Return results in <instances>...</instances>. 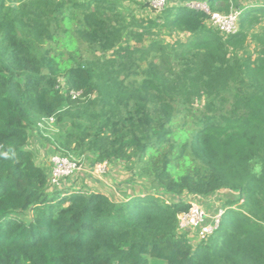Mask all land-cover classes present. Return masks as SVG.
Masks as SVG:
<instances>
[{
    "label": "trees",
    "instance_id": "1",
    "mask_svg": "<svg viewBox=\"0 0 264 264\" xmlns=\"http://www.w3.org/2000/svg\"><path fill=\"white\" fill-rule=\"evenodd\" d=\"M206 1L212 11L238 2ZM240 11L239 25H246L264 7ZM163 14L165 26L191 33L188 46L202 49L185 77L207 102L185 113L190 125L181 130L174 126L184 109L174 103L188 91L163 87L158 104L120 109L77 60L76 21L103 51L119 41L113 0H0V264H264V64L229 56L228 43L240 29L224 40L203 10L182 6ZM60 35L71 43L65 49ZM95 93L103 103L93 130L82 137L94 163L162 153L155 177L159 192L173 199L155 191L115 201L94 190L49 189L48 165L37 162L31 133L39 118L65 108H79L84 117ZM222 188L238 193L240 207L229 205L209 241L193 246L177 231L178 214L190 208L182 193Z\"/></svg>",
    "mask_w": 264,
    "mask_h": 264
},
{
    "label": "rangeland",
    "instance_id": "2",
    "mask_svg": "<svg viewBox=\"0 0 264 264\" xmlns=\"http://www.w3.org/2000/svg\"><path fill=\"white\" fill-rule=\"evenodd\" d=\"M113 1L117 4L119 15L112 16V24L119 33V41L113 48L103 51L82 36L77 28L78 21H76L72 26V41L78 50V54L75 55L77 60H81L91 69L93 80L99 86V90L107 89L113 97L117 98L114 99V103L120 109L136 102L146 103L149 106L158 104L160 102L158 93L163 87L176 90L182 88L188 91L183 95H178L174 103L176 108L184 109L176 118L174 129L188 128L190 121L185 113L191 109H202L207 102L205 94L199 97L197 92L191 91L185 77L187 67L200 56L202 49L200 47L193 49L188 46L194 38L191 33L165 26L163 14L164 9L182 7L185 3L156 10L149 6L148 0ZM237 3H232L229 9L220 11L229 12L251 6L264 7V0H238ZM257 14L258 17L246 21V25L240 23L239 35L228 43L229 56L241 60L250 58L255 65L264 64V11L257 12ZM207 25L213 31L218 32L224 40L229 38L212 27L209 22ZM59 38L60 48L65 49L63 45L70 41H66L62 35ZM69 56L66 53L65 57ZM103 98V94L95 93L92 96L94 104L84 117L77 116L79 108L72 111L65 108L59 115L53 117V120L41 121L39 118L38 121L42 124L39 128L33 129L30 146L35 149L38 162L45 163V165L42 164L45 167L52 151H58L69 154L84 166L78 176L61 189L76 187L75 189L81 192L94 190L107 194L115 201L135 195L146 197L155 191V195L161 199L166 201L173 199L171 196L174 195L159 192L161 189L155 177L162 166V153L149 154L142 161L132 156L107 161V171L101 175L94 173V170H89L95 162V154L89 150L88 140H82V137L87 136L93 130L94 115L102 105ZM256 169H259L258 165ZM194 194L184 192L181 197L188 200ZM229 195L234 197L231 198L234 200L227 202L224 200V205L233 204V207H240L242 200L239 202L235 200L238 193ZM208 241L209 238L203 244ZM151 262L152 264H164L163 261L155 259H151Z\"/></svg>",
    "mask_w": 264,
    "mask_h": 264
},
{
    "label": "built area",
    "instance_id": "3",
    "mask_svg": "<svg viewBox=\"0 0 264 264\" xmlns=\"http://www.w3.org/2000/svg\"><path fill=\"white\" fill-rule=\"evenodd\" d=\"M148 4L151 8L161 10L168 6L169 0H148ZM185 6L205 11L208 14L207 22L223 35H234L240 29L239 17L241 11L238 9L229 12L212 11L206 0L186 1ZM73 94L76 96L80 92H73ZM53 119V117H50L43 121ZM41 124L42 122L39 123V125ZM47 165L49 169L48 187L50 190L63 188L70 180L75 179L84 168L74 158L60 153H52ZM107 166V161L96 162L91 165L89 170H94V173L101 175L106 173ZM230 192L231 190L222 188L209 195L195 193L191 199H184L190 203V208L178 214V233L185 235L193 246L207 240L220 228L223 216L230 208V206L224 205V200Z\"/></svg>",
    "mask_w": 264,
    "mask_h": 264
},
{
    "label": "crops",
    "instance_id": "4",
    "mask_svg": "<svg viewBox=\"0 0 264 264\" xmlns=\"http://www.w3.org/2000/svg\"><path fill=\"white\" fill-rule=\"evenodd\" d=\"M186 2V0H169V4H168V6H176V5H182V4H184ZM36 160H37V162H38V157H37V153H36ZM42 161H40V162H38V163H40L41 165L43 164V165H45V163H41ZM47 165V164H46ZM74 189L76 188V187H73Z\"/></svg>",
    "mask_w": 264,
    "mask_h": 264
}]
</instances>
